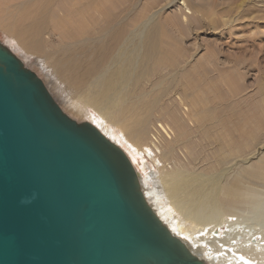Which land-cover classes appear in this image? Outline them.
<instances>
[{
    "label": "bare ground",
    "instance_id": "1",
    "mask_svg": "<svg viewBox=\"0 0 264 264\" xmlns=\"http://www.w3.org/2000/svg\"><path fill=\"white\" fill-rule=\"evenodd\" d=\"M77 1L80 0H59L56 5L62 12L59 18L56 15L58 21L55 28L60 29L58 36L63 42L60 51L58 48V54L52 53L43 37L47 33V21L52 19L50 15L55 16L51 7L56 0H25L21 4L15 3L17 12L11 10L15 15L12 13L11 19L6 17L10 20H5L4 27L3 23L0 25L16 35L25 50L42 55L45 61L53 59L52 67H57L60 74L68 77L86 107L95 112L105 126L120 128L122 142L120 137L116 138L115 133L110 134L109 129L106 139L125 153L135 170L138 167L131 156L134 153L147 154L154 166L163 163V167L156 168L160 173L158 177L155 171H150L148 175L144 172V177L136 170L140 191L170 232L184 241L188 249L204 259L206 264H212L211 259L217 261L216 256L211 258L214 246L233 245L230 234L232 224L222 226L220 222L208 227L207 221L213 214L237 205L248 190L249 179L257 178L260 171L240 166L242 172L230 178V163L239 156V163L244 164L247 160L244 149L236 150L233 143L230 149H226L215 141L211 159L203 160L198 145L192 143L193 138L206 140L212 137L220 127V121L216 119L217 116L213 117L212 108L206 106L200 97V64L197 62L188 68V55L178 46L176 37L161 33L160 23L156 19L157 12L146 19L134 20L137 24L130 28L119 11L116 15L109 14L107 0ZM237 1H240L239 16L232 19L236 9L231 11L223 8L218 13L220 20L217 26L224 28L240 18L245 27H250L245 41L251 54L249 67L258 68L259 60L262 63L264 61V2ZM5 9L1 13H5ZM95 9L97 11L94 14ZM200 13L206 15L204 10H200ZM182 20L185 21L184 18ZM176 25L182 26V23L176 20ZM240 49L237 45L234 50L240 52ZM233 61L235 66L238 65V56ZM215 69L213 65L210 71H201L207 74ZM261 73L258 90L249 96L248 108L253 121L264 118V68ZM178 105L196 127L195 131L186 127V119L184 121L182 118L183 112L180 114ZM96 129L100 132L98 126ZM152 131L155 135H151ZM158 133L165 134L167 139L162 144L161 139L156 137ZM244 134L245 139L250 133ZM178 149L188 152L190 157H187L186 165L198 168L200 164V170L189 171L184 162L181 164L182 160H178L179 154H176ZM172 209L180 218L169 220L168 213ZM184 219L193 222L192 230L182 227ZM199 224L208 227L204 232L206 236L213 237L211 242L206 244L203 242L204 237L200 238L203 227L200 228ZM220 227L224 229L217 233L216 229ZM247 249L229 250L227 257L229 255L230 259H227V263L249 264L241 257L247 254Z\"/></svg>",
    "mask_w": 264,
    "mask_h": 264
},
{
    "label": "water",
    "instance_id": "2",
    "mask_svg": "<svg viewBox=\"0 0 264 264\" xmlns=\"http://www.w3.org/2000/svg\"><path fill=\"white\" fill-rule=\"evenodd\" d=\"M0 264H206L150 208L125 153L1 42Z\"/></svg>",
    "mask_w": 264,
    "mask_h": 264
},
{
    "label": "rangeland",
    "instance_id": "3",
    "mask_svg": "<svg viewBox=\"0 0 264 264\" xmlns=\"http://www.w3.org/2000/svg\"><path fill=\"white\" fill-rule=\"evenodd\" d=\"M170 1L171 0H107V7H109L110 15H116L120 12V15L126 19L128 25L130 24V28L136 26L137 23L133 22L134 20L146 19L152 13L157 12L156 19L160 23L161 33L166 36H171L172 38H174V36L176 37L175 39L178 41V46L188 55V68L195 66L197 62L200 64V97L204 99V104L206 106L212 108L213 117L217 116L216 119L220 121V127L212 137L206 140L193 138L192 143L198 145V151L201 152L203 160L206 161L211 159L212 153L215 151V141L216 143H221L226 149H230V144L232 143L236 145V150L241 151L244 149L247 160L244 164H241L239 163L241 156H239L235 161L230 163V178L239 175L242 172L241 167H248L247 169L260 171L257 178L249 179L247 183L249 186L248 190L246 194L239 199L237 205L230 207L228 209L229 211L225 210L221 213L213 214L212 218L207 221L206 226L208 227L218 225L220 222L222 226L227 225L226 223L232 224L230 234H232L233 245L231 244V246L229 244L227 247L224 244L223 247L218 248L216 247L218 245L214 246V250L211 252V258L216 256L217 261L214 259L210 261L212 264H228L227 259H230V257L229 255L227 257V254L229 250L236 249L240 251L243 248H248L247 254L245 256L241 255V257L244 260L246 259L249 264H264V118L253 121L248 108V106H250L249 96H252V93L258 90L259 83L262 80L260 77L262 75V68H264V61L262 63V61L259 60L258 68L249 67L251 54L248 49V44H245V41L248 37L250 27H245L240 21V18L235 19L224 28L217 26V22L220 20L218 13L223 8L230 9L231 11L233 8L236 9L232 19L239 16L241 13L238 9L240 1L172 0L171 3ZM253 1L254 3L264 2V0ZM7 2L8 0H0V23H3V27L4 22H6L5 20H10L12 13L15 15V12H17L15 3L21 4L25 2V0H11L9 2L12 5ZM58 2L59 0H56L51 7L52 13L55 14V16L50 15L52 19H48L47 33L43 36L44 41H46L45 45L51 49L52 53L56 52L57 54L63 45L61 38L58 36V30L60 29L58 27L55 28L58 21L57 18H59V15H62V12L59 11L60 9L58 10V6H56ZM77 2L80 3L81 0ZM115 3L119 7H117ZM5 7L10 8L8 10L7 8L5 9ZM12 7H14V9H12ZM56 8L57 10H55ZM4 9L6 10V14L1 13L4 12ZM11 10H15V12ZM200 10H204L206 15L202 16ZM96 11L97 9L93 10V13L95 14ZM187 11L190 14L187 13ZM84 16L87 17V15ZM53 18L55 19L54 21ZM182 18H184L185 21H183ZM176 20L181 22L182 26L177 27ZM224 21H228V19H224ZM3 27L0 25V42L20 58L27 68L38 75L44 82L54 101L69 117L77 122H88L95 128L98 126L100 133L104 137L109 136H107V130L109 129L111 131L110 134L115 133V135H117L116 138L120 137V142L123 141L121 137L122 132L119 130V127L114 125L105 126L104 122L100 120L97 114L87 108L82 100L79 99L81 97L75 91L74 86L69 83L68 77L60 74L57 67H52L51 62H53V59L45 61V57L42 55L33 54L25 50L18 42L19 39L16 35L6 31ZM15 29L16 28H14V30ZM180 37H182V39ZM234 44L241 47L240 52L234 50L237 48V45L235 46ZM261 55L262 54L258 55L259 59ZM236 56H238L239 64L235 66L232 62H234L233 58ZM213 65L216 67L215 71L207 74L202 73L201 70L210 71ZM227 79L229 83L226 81ZM235 90L237 92H235ZM178 108L181 114L183 112V110L181 111L180 109L181 106L178 105ZM184 114L186 113L183 112L181 115L184 121L186 119V127L195 131L196 127L191 123L188 116ZM247 132L250 134L244 139V133ZM154 133L155 132L152 131L151 135H155ZM168 134L170 137H173L171 132H168ZM156 137L159 138V140L161 139V144L164 142L163 140H167L165 134L162 133H158ZM177 151L176 154L180 155H178V160H182L181 164L184 162V166H188L186 165L188 161L187 157H190L188 152L184 149H178ZM151 153L152 152H150V155ZM131 156L135 159L134 164L138 167L136 170L144 177L148 175L150 171H155L156 176H159L158 174L160 173L156 168H160L163 163L160 162L158 167L156 165L154 166L149 156L144 153L141 155V152L140 154H131ZM230 158H233V156L230 155ZM262 166L263 169H261ZM197 167L200 170V164H198ZM198 168H194L192 165L187 167L189 171L195 172ZM160 192L164 196L163 189L160 188ZM168 216L169 220L180 218L179 214L173 209L170 210ZM201 225L203 224H199V226ZM199 226H197V228ZM182 227L186 230H192L194 225L190 220H185V222L182 223ZM202 227L203 226L200 228ZM208 227H203L205 229L202 228V232L200 230L199 235L200 238L204 237L203 242L206 244L211 242L213 238L206 236L204 232ZM222 228L223 227H220V229L217 228L216 232L219 233L220 230L224 229ZM237 235L238 237L234 239ZM249 244L253 246H249Z\"/></svg>",
    "mask_w": 264,
    "mask_h": 264
}]
</instances>
